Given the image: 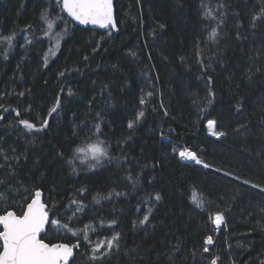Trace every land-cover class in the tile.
Instances as JSON below:
<instances>
[{
    "label": "trees",
    "instance_id": "obj_1",
    "mask_svg": "<svg viewBox=\"0 0 264 264\" xmlns=\"http://www.w3.org/2000/svg\"><path fill=\"white\" fill-rule=\"evenodd\" d=\"M205 2L219 11L215 8L219 0ZM200 3L201 0H114L119 30H111V36L109 29L79 24L64 13L67 34L45 67L43 57L50 44L41 35L37 21L45 7L44 0H0V31L7 35L10 30H17L8 59L0 55V92L29 90L24 97H0V103L11 105L10 114L0 110L4 116L0 121L4 146L14 145L18 152L26 151L27 160L21 165L19 179L25 184L34 181L43 186L46 195L54 188L52 200L58 207L73 197L88 204L97 193L106 195L113 189L128 193L111 201L101 200L100 205L93 204L81 216L87 223L93 211H98L102 218L118 220L112 230L122 234L120 249L107 264H209L212 256L220 258L219 264L264 261V233L255 227L264 224L257 211V206L264 203V193L243 183L250 180L264 185V57L256 56L257 50L264 53V23L255 30L249 27L260 0H226L227 15L215 44L207 39L205 30L206 25L215 26V21L201 19ZM28 24H33L30 31H20ZM160 24L165 27L161 29ZM63 28L60 24L54 30ZM237 31L240 40L236 38ZM25 37L33 40L26 48L20 46L25 44ZM197 38L202 41L200 56L195 46ZM97 43L102 47L94 53ZM133 52L135 56L131 55ZM198 58L205 63L209 58L212 61L207 75L213 79L214 98L207 107L209 85L196 63ZM65 69L73 71L60 77L58 73ZM61 87L65 88L60 94L62 106L58 114L49 118L47 129L28 131L18 124L19 119L37 123V115L47 117ZM69 87L74 92L71 97L67 95ZM142 91L153 92L152 97H145V105L139 103ZM89 101H93L91 109ZM161 102L164 108L160 107ZM238 102L242 105L239 110ZM29 105L30 114L24 112ZM17 108L20 117L15 116ZM141 110L145 111V118L129 129V120ZM96 111L104 116L101 139L108 141L110 155H126L128 162L118 165L116 160L105 161L98 168L86 170L87 163L77 160L78 171L73 174L66 163L72 154L73 126L87 120L90 127ZM208 119L217 122V131L227 134L210 136L206 129ZM85 136L86 130L81 133V137ZM183 148L195 152L211 167L205 169L181 161L178 151ZM60 152L63 158L58 155ZM129 168L134 178L139 174L135 191L132 182L125 178ZM229 172L231 176L226 175ZM81 187L87 189L86 193L76 196ZM157 192L162 195L161 201L140 203ZM201 195L206 205L211 202L210 210L231 207L226 213V228L221 225L217 230L208 214L191 202L190 197L199 199ZM149 207V222L140 225L138 220ZM65 212L60 207V213ZM70 215L67 212L56 218L68 222ZM70 226L82 225L73 221ZM112 230L98 229L99 238L111 235ZM50 235L56 233L50 231ZM209 235L213 244L208 246L209 253H203V241ZM57 239L74 243V238L63 232ZM75 264H86V258H78Z\"/></svg>",
    "mask_w": 264,
    "mask_h": 264
},
{
    "label": "snow or ice",
    "instance_id": "obj_2",
    "mask_svg": "<svg viewBox=\"0 0 264 264\" xmlns=\"http://www.w3.org/2000/svg\"><path fill=\"white\" fill-rule=\"evenodd\" d=\"M45 7L41 8L37 21L40 22V31L43 37L48 38L50 47L44 54L43 62L44 66H48V60L50 56H55L56 51L60 48L61 39L67 34L68 21L64 17L66 13L67 17L71 18L72 21L79 22L82 25H98L100 28L109 29L108 35L111 36V30H119L117 28V20L114 16V0H44ZM201 9V19L208 21H215V26L206 25L205 30L207 31V39L211 43H217L220 30L225 23V17L227 15L226 9L228 7L226 0H219L215 5V8L219 11H214L213 7H210L205 0H201L199 5ZM264 23V0H260V7L258 11L250 17L249 27L250 29H257L258 25ZM60 24L64 25V28L60 31L54 29L59 27ZM33 24L26 25L20 31L28 32L32 29ZM159 27L163 29L165 25L160 24ZM239 27V26H238ZM210 28V31H208ZM17 30H10V34H4L0 31V55L5 60L8 59L9 51H11L15 44ZM237 40L242 37L240 32L237 31ZM37 40L40 38L37 37ZM102 41L105 37L100 38ZM54 41V43H52ZM202 41L196 39L197 55L202 54V49L199 45ZM33 40L25 37V44L20 45L21 47H27L31 45ZM7 47H2L3 45ZM102 47V44L97 43L96 48L93 52H97ZM131 55L135 56L133 52ZM257 58L264 57V53L259 50L256 52ZM88 57L85 56L84 60ZM183 59V58H181ZM196 63L200 66L202 74L207 76L206 83L209 85V89L206 95L207 105H211L212 99L214 98V92L211 89L213 79L207 75V72L212 68V61L209 58L208 63H205L203 59H197ZM255 64V61H253ZM259 67L256 71H259ZM73 71L72 69H65L60 71L58 75L64 77L67 72ZM76 71H79L76 69ZM249 78L252 75V70L249 68ZM25 91L16 93L13 91L0 92V97L17 96L24 97ZM65 92V88L61 87L60 93L57 94L54 105L48 110L47 117H41L37 115L35 118L38 122L34 123L28 119H19L18 124L22 125L24 129L28 131H43L49 127V118L53 114H58V110L62 106L61 95ZM67 95L69 97L74 95L73 90L67 88ZM110 95V94H109ZM153 92L144 93L140 98V105L146 104L145 97H152ZM95 97H93V101ZM93 101H89V108ZM107 103V101H106ZM193 103L199 108L197 101ZM164 108L163 102L160 105ZM239 110L242 105L238 102L236 105ZM11 105L5 106L4 103H0V110L2 113H9ZM154 110V109H153ZM15 116L20 117V109H14ZM32 108L29 105L24 109L25 113H31ZM204 112L205 109H200ZM0 113V121L4 119L3 114ZM10 114V113H9ZM164 114L167 115V109H164ZM75 115V114H74ZM145 118V111H139L133 120H129L127 127L134 129V127ZM103 121L104 116L102 112H95L94 122L89 127L87 120L82 121L81 125H74L72 131L71 143V155L68 157L66 163L71 167V172L76 174L78 171L77 160L80 164L87 163L86 170H92L102 166L107 161L111 163L116 160L118 165L121 162L127 163L128 157L122 155L121 157H113L109 153V144L105 139H101L104 136L103 132ZM9 121V124H12ZM217 122L212 119L207 120V129L212 136L223 137L227 133L216 130ZM243 127V125H242ZM79 129V130H77ZM86 130V136L81 137V133ZM80 141V143H77ZM121 142L117 143L120 146ZM5 137L0 136V264H75L78 258H86V264H107L110 257L114 252L120 249V240L122 234L118 231L112 230L114 226H118L117 219L107 220L102 218L101 213L93 211V216L84 223L81 216L86 210H90L94 205H100L101 200L111 201L113 197L119 198L121 196H127V192H117L114 189L110 190L106 195L97 193L92 197V201L86 204L83 199H77L75 197L70 198L66 204L60 205L66 209L65 213H60V207L57 203L52 200L51 193L55 192V189H49V194L46 195L43 191V186H37L33 181L30 184H25L19 179L21 165L27 160V153L18 152L14 145L5 146ZM175 151V149H173ZM58 155L63 158L62 152ZM179 156L183 159L194 161L197 165H202L205 169L211 167L210 164L204 162L198 158L197 154L189 149L185 148L179 152ZM85 170V169H81ZM43 175V173H41ZM231 176L232 173H226ZM128 181L132 182V190L135 191L136 183L139 181V174L134 178L132 171L129 168L125 177ZM236 180H240L239 176L235 177ZM245 185H250L253 189H258L261 193H264V185L253 183L250 180H244ZM87 189L81 187L76 190V196H83ZM154 201L158 202L162 200L160 193H155L154 197L144 198L140 203H148ZM191 202L195 207L208 214V219L216 229L219 230L220 226L227 227L226 213L231 211V207L227 209H216L210 210L211 202L209 201L206 205L203 196L199 199L195 196L190 197ZM222 199V198H221ZM140 203L137 204V211H140ZM257 211L261 215V219H264V203L257 206ZM67 212H71V215L67 217L68 222H61L60 219L56 218L58 215H66ZM152 214V208L149 207L147 213L142 219L138 220L140 225H144L149 222V217ZM252 213H249L251 216ZM101 217V218H97ZM73 221H79L81 227H71L70 223ZM137 221L133 222V227H136ZM259 231L264 233V224H257L255 226ZM98 229L112 230L111 235H106L103 238H99ZM50 231H54L56 235H50ZM61 232L64 234H70L71 238H74V243H67L57 239V235ZM250 234V233H249ZM97 235V239L93 240L91 237ZM203 253H209V245L213 244V237L211 235L205 237L203 241ZM83 245V251H81ZM238 247H244V245H238ZM250 247V246H249ZM231 248V245H229ZM178 251V248L175 249ZM79 254V255H77ZM193 259L195 260V250L192 253ZM203 258V255H201ZM219 257L212 256L209 264H219ZM232 264H236L233 260ZM264 264V261H261Z\"/></svg>",
    "mask_w": 264,
    "mask_h": 264
},
{
    "label": "rangeland",
    "instance_id": "obj_3",
    "mask_svg": "<svg viewBox=\"0 0 264 264\" xmlns=\"http://www.w3.org/2000/svg\"><path fill=\"white\" fill-rule=\"evenodd\" d=\"M206 129H207V124H206ZM207 132H208V134L210 135V136H212L211 135V133L208 131V129H207ZM213 137H215V136H213ZM215 138H218V137H215ZM178 155H179V151H178ZM185 163H192V162H190V161H187V162H185ZM215 226V225H214ZM216 227V226H215ZM221 227V226H220Z\"/></svg>",
    "mask_w": 264,
    "mask_h": 264
},
{
    "label": "built area",
    "instance_id": "obj_4",
    "mask_svg": "<svg viewBox=\"0 0 264 264\" xmlns=\"http://www.w3.org/2000/svg\"><path fill=\"white\" fill-rule=\"evenodd\" d=\"M184 149H185V148H183V149H180V150H179V152H180V151H182V150H184ZM190 151H191V150H190ZM179 159H180L181 161H183V162L190 161V162H192V163H195L194 161H191V160H187V161H185V160H182V158H181L180 156H179Z\"/></svg>",
    "mask_w": 264,
    "mask_h": 264
},
{
    "label": "bare ground",
    "instance_id": "obj_5",
    "mask_svg": "<svg viewBox=\"0 0 264 264\" xmlns=\"http://www.w3.org/2000/svg\"><path fill=\"white\" fill-rule=\"evenodd\" d=\"M182 160H185V161H187V159H183V158H182Z\"/></svg>",
    "mask_w": 264,
    "mask_h": 264
},
{
    "label": "water",
    "instance_id": "obj_6",
    "mask_svg": "<svg viewBox=\"0 0 264 264\" xmlns=\"http://www.w3.org/2000/svg\"><path fill=\"white\" fill-rule=\"evenodd\" d=\"M79 23V22H78ZM80 24V23H79Z\"/></svg>",
    "mask_w": 264,
    "mask_h": 264
}]
</instances>
